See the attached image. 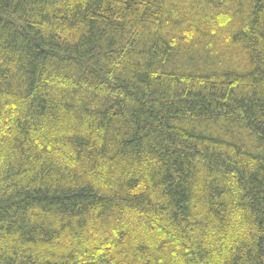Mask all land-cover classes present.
<instances>
[{"label": "trees", "instance_id": "obj_1", "mask_svg": "<svg viewBox=\"0 0 264 264\" xmlns=\"http://www.w3.org/2000/svg\"><path fill=\"white\" fill-rule=\"evenodd\" d=\"M0 264H264V0H0Z\"/></svg>", "mask_w": 264, "mask_h": 264}]
</instances>
